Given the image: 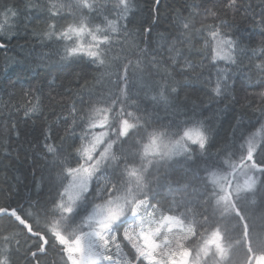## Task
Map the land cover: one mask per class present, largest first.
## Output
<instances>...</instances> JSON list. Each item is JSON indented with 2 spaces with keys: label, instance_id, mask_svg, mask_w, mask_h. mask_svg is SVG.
I'll use <instances>...</instances> for the list:
<instances>
[{
  "label": "snow or ice",
  "instance_id": "1",
  "mask_svg": "<svg viewBox=\"0 0 264 264\" xmlns=\"http://www.w3.org/2000/svg\"><path fill=\"white\" fill-rule=\"evenodd\" d=\"M160 4L155 0L153 23L158 21ZM133 8V0H50L39 8L29 2L23 10L15 5L4 9L15 21L5 36L27 31L36 12L46 25L38 33L41 42L54 46L59 63L104 69L115 77L111 82L119 91H89L87 99L81 93L61 120L66 127L59 141L51 129L41 133L43 146L38 139L34 146L40 147L48 174L41 175L34 193L20 198L9 189L11 194L0 203V264H49L50 254L59 258L53 264H230L241 246L243 264H264V226L257 231L254 215V208L264 205V121L258 120L259 127L252 125L255 130L245 135L238 118L231 143L213 152L215 133L208 118H198L195 106L190 114L174 99L178 95L174 84L179 82L173 80L178 74L177 42L190 44L197 36L204 40L207 67L215 69L214 85L211 79L205 82L210 98L225 96L228 81L238 72L264 77V40L248 50L243 34L221 18L243 8L264 35V0L259 13L242 0L186 2L176 12L178 35L170 46L173 65L151 48L149 39L143 41L144 49L135 46L139 52L135 65L110 60L119 38L126 42L130 35L127 24ZM197 16L203 17L199 28ZM151 30V25L143 29L146 37ZM7 46L0 42V49ZM246 51L247 64L236 55ZM140 57L159 78L151 96L140 95L142 79H130L142 71ZM221 61L231 67H218ZM14 65L24 73L40 66L24 59ZM18 83L19 79L12 80L5 87L15 89ZM35 92L38 87L20 88L22 99ZM258 95L261 107L254 111L264 118V91ZM38 108L33 103L25 116ZM7 131L19 138L18 124ZM4 140L0 148L8 157L11 136ZM176 168L183 169V175L173 179ZM165 184L169 192L179 193V199L160 197Z\"/></svg>",
  "mask_w": 264,
  "mask_h": 264
},
{
  "label": "trees",
  "instance_id": "2",
  "mask_svg": "<svg viewBox=\"0 0 264 264\" xmlns=\"http://www.w3.org/2000/svg\"><path fill=\"white\" fill-rule=\"evenodd\" d=\"M36 5L38 8L46 5L50 0H0V42L7 43L6 49H0V144L5 142L6 135L11 136L9 141L11 155L5 157L4 149L0 148V203L5 201V197L11 193H19V197H26L39 189L41 175L47 176L45 169V158L41 153L40 147L43 146L42 132L51 129V134L55 137V142L64 135L65 125L61 123L66 110L71 105L81 99V93H84L87 99V93L92 91L97 94H108L118 92L119 88L111 81L115 79L113 75L104 69L95 70V68L86 63L73 65L71 68L59 63V57L56 55L54 46H45L41 42L40 35L42 29L46 27L43 16L36 12L32 13L31 23L27 31H20L19 34L5 32L15 28V21L12 12H5L4 9L15 5L23 10L25 3ZM192 3L193 0H161L159 18L153 23L157 13L154 11L155 0H133V12L129 14L128 19L131 23L127 24L130 35L125 42L123 38L109 52L110 60H118L123 63H137L139 52L135 46L140 49L145 48L143 41L150 40V46L153 50H158L168 62L173 65L172 57L175 53L170 51V46L178 35L175 27L176 12L183 9L185 3ZM199 2V0H196ZM244 6L252 5L254 11L260 12L261 0H242ZM187 15V12H182ZM114 18V17H113ZM226 19L233 27V31L242 33L244 36V45L248 50L253 47H259L264 35L261 34L259 27L253 26L251 16H245L243 8L239 14L228 13ZM24 19L23 16L20 17ZM202 16L195 17L196 28L200 27ZM64 23V21H60ZM123 23V22H122ZM207 23H212L208 20ZM152 26L150 37H146L143 29ZM180 55L176 57L178 63L174 65L178 73L173 80L179 82L174 84L178 95L174 99L182 103L189 110L195 106L197 117L200 119L208 118L206 123L215 133V142L211 151L215 152L217 148H223L224 145L231 143L234 126H237V119H241L238 126L247 135L249 131H254L259 127L258 120L264 121L258 111L261 107L259 93L264 91V77L255 72H249L242 76L239 72L231 76L228 81L230 90L225 96L210 98L207 94L208 84L205 82L211 79L215 83V69L207 67L210 59H205L204 40L197 36L191 40V43L176 44ZM135 53V54H133ZM247 64V56L250 51L238 52L236 54ZM27 60L28 62L40 65L36 71L24 73L14 61ZM141 59V69L139 73H133L130 79L133 82L143 80L145 82L144 90L140 95L147 92L148 96L153 95L151 91L153 83L159 78L152 73V66L148 60ZM205 67H201V64ZM188 65H191L189 67ZM218 67H231L225 65L223 61L219 62ZM79 74V75H77ZM250 77V79L248 78ZM19 83L15 89L5 87L9 81L18 80ZM25 90L29 88H39L31 98H21L20 88ZM123 87V85H121ZM136 87H140L137 83ZM135 91V88L133 89ZM33 103H38L39 108L36 112L25 116V111ZM251 104V106H249ZM18 124L19 138L15 132H8L13 124ZM252 125L255 126L251 127ZM240 135V131H236ZM37 139L40 141V147H35ZM53 141H49L52 143ZM238 158V157H237ZM35 172V176L33 173ZM183 169L176 168L173 173V179L181 177ZM36 187H33V184ZM11 189V193H9ZM45 194L47 186H44ZM160 197H167L170 202L173 198L179 199V193L169 192L167 184L160 188ZM14 199L17 197H13ZM261 213H264V205L254 208L256 216L257 231L264 226V219H261ZM243 246L233 252V260L230 264H243L244 259ZM58 257L49 255V264H53Z\"/></svg>",
  "mask_w": 264,
  "mask_h": 264
},
{
  "label": "rangeland",
  "instance_id": "3",
  "mask_svg": "<svg viewBox=\"0 0 264 264\" xmlns=\"http://www.w3.org/2000/svg\"><path fill=\"white\" fill-rule=\"evenodd\" d=\"M238 178L242 180V177H238Z\"/></svg>",
  "mask_w": 264,
  "mask_h": 264
}]
</instances>
